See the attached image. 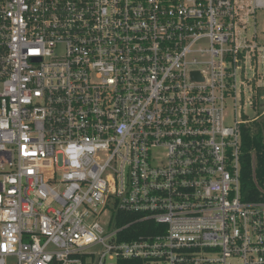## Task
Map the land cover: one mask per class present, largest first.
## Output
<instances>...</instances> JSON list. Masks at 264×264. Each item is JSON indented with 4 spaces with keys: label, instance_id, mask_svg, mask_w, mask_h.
I'll list each match as a JSON object with an SVG mask.
<instances>
[{
    "label": "built area",
    "instance_id": "2783aa9c",
    "mask_svg": "<svg viewBox=\"0 0 264 264\" xmlns=\"http://www.w3.org/2000/svg\"><path fill=\"white\" fill-rule=\"evenodd\" d=\"M261 11L0 0V264H264L241 188Z\"/></svg>",
    "mask_w": 264,
    "mask_h": 264
},
{
    "label": "trees",
    "instance_id": "16d2710c",
    "mask_svg": "<svg viewBox=\"0 0 264 264\" xmlns=\"http://www.w3.org/2000/svg\"><path fill=\"white\" fill-rule=\"evenodd\" d=\"M241 188L245 201H264V118L242 128Z\"/></svg>",
    "mask_w": 264,
    "mask_h": 264
},
{
    "label": "rangeland",
    "instance_id": "374dc122",
    "mask_svg": "<svg viewBox=\"0 0 264 264\" xmlns=\"http://www.w3.org/2000/svg\"><path fill=\"white\" fill-rule=\"evenodd\" d=\"M256 18H257V23H259V28H258L259 32H261L264 29V11L258 12ZM254 29L255 26L253 25L251 31L253 32ZM260 96L262 97V100H261V104L259 105V110L254 112V110L250 108H246V110L244 111V114L247 115L249 119H254L252 122L260 121L262 120V118H264V98H263L264 89L260 92ZM226 113L229 115L227 120V125L228 124L232 125L234 123L235 115L233 111V105L231 102L227 103Z\"/></svg>",
    "mask_w": 264,
    "mask_h": 264
}]
</instances>
